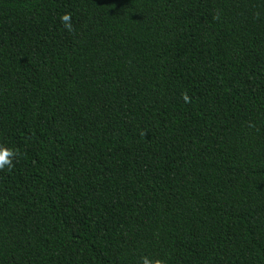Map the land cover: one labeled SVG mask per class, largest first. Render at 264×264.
Segmentation results:
<instances>
[{
    "label": "trees",
    "instance_id": "1",
    "mask_svg": "<svg viewBox=\"0 0 264 264\" xmlns=\"http://www.w3.org/2000/svg\"><path fill=\"white\" fill-rule=\"evenodd\" d=\"M0 150V264H264V0H0Z\"/></svg>",
    "mask_w": 264,
    "mask_h": 264
},
{
    "label": "clouds",
    "instance_id": "2",
    "mask_svg": "<svg viewBox=\"0 0 264 264\" xmlns=\"http://www.w3.org/2000/svg\"><path fill=\"white\" fill-rule=\"evenodd\" d=\"M70 20V16L65 15L62 17V21L64 22V27L67 30H71V24L68 23V21ZM14 154L10 151H5V150H0V169H3L6 165H8L9 167L11 166V159L10 157H12ZM144 264H148V262L145 260Z\"/></svg>",
    "mask_w": 264,
    "mask_h": 264
}]
</instances>
